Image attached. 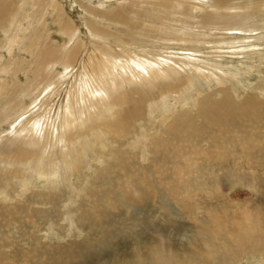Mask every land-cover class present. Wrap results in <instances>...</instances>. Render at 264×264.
I'll list each match as a JSON object with an SVG mask.
<instances>
[{
	"label": "rangeland",
	"instance_id": "374dc122",
	"mask_svg": "<svg viewBox=\"0 0 264 264\" xmlns=\"http://www.w3.org/2000/svg\"><path fill=\"white\" fill-rule=\"evenodd\" d=\"M175 2L182 3L179 9L171 8ZM0 5L4 264H169L171 258L173 264H188L189 240L212 241L223 251L233 246L228 229L239 224L236 240L256 252L228 250L232 261L227 264H264V162L239 161L242 170L233 161L211 164L204 154L208 144L196 137L178 138V158L162 157L146 136L162 124L158 121L166 110L184 109L177 106L184 103L193 107L197 94L215 92L214 99H220V89L236 106L228 120L240 125L256 117L254 108L235 96L264 88L258 71L264 65V0H1ZM112 56L118 64L115 86L95 93L90 81L94 76L100 83L114 67ZM144 60L149 61L142 65L146 69H137ZM123 63L136 68V75ZM87 69L91 77L84 75ZM185 77H192V84L179 102L168 95V87ZM122 96L129 101L119 103ZM258 99L264 101V92ZM136 104L140 111L134 114ZM189 110L196 119L195 109ZM114 115L115 121L121 115L127 121V127L118 123L126 131L120 138L108 133ZM259 119L263 123L252 125L253 130L264 138V118ZM197 123L192 134L207 128ZM176 125L186 132L180 122ZM157 129L161 136L163 130ZM174 140L168 138L167 145ZM224 146L235 151L230 140ZM17 149L24 153L21 160L2 159H11ZM29 185L33 195H23L22 187ZM36 192L53 200L35 201ZM120 194L133 207L130 214ZM161 198L170 201L167 207H160ZM8 251L15 253L7 257Z\"/></svg>",
	"mask_w": 264,
	"mask_h": 264
},
{
	"label": "bare ground",
	"instance_id": "6f19581e",
	"mask_svg": "<svg viewBox=\"0 0 264 264\" xmlns=\"http://www.w3.org/2000/svg\"><path fill=\"white\" fill-rule=\"evenodd\" d=\"M1 1V0H0ZM178 2V1H177ZM180 4H177L176 2L175 3H172L171 4V8L172 9H179L178 8V5H181L182 3L179 2ZM237 7V6H236ZM235 7V8H236ZM234 8V9H235ZM2 10L1 8V5H0V11ZM255 11V10H254ZM263 15V14H262ZM261 15V16H262ZM116 19H119V20H123V18H121L119 15H115L114 16ZM169 30H172L174 27L173 26H169L167 27ZM177 32H180L182 34L181 31H178ZM225 37V36H224ZM162 38V37H161ZM167 39V38H166ZM182 39V38H181ZM164 40V39H163ZM177 40V39H176ZM78 46H80L78 44ZM117 46V44H116ZM121 47V45L119 46ZM111 48V47H110ZM122 48H127L125 47L124 45L122 46ZM128 49V48H127ZM102 51V49H101ZM103 51L105 52L106 50L103 49ZM123 51V50H122ZM126 51V50H125ZM130 51V50H128ZM114 53V51H112ZM106 53V52H105ZM123 53H126V52H123ZM107 54V53H106ZM118 54V52H117ZM119 54H120V51H119ZM122 55V54H121ZM126 55V54H125ZM131 55V54H130ZM127 58H128V55H126ZM125 57V56H124ZM113 59V64L111 62V66H114V67H111V70H107L105 71L103 74H102V80H100L98 83L97 79L93 76L92 80L90 81V85L94 86L95 89V93H99L101 94L102 92L103 93H107V92H110L112 91V88H114L115 86V81H114V77H115V74L113 73V69L114 71L118 69V64L116 63L117 62V59H114L113 56L111 57ZM126 58V59H127ZM132 58V59H131ZM129 57L128 59L132 60L133 63H135V61L133 60V56L132 57ZM120 59V58H118ZM127 59V60H128ZM123 60V59H122ZM136 60V58H135ZM119 61V60H118ZM121 61V59H120ZM148 61V60H146ZM126 63V61H124ZM149 62V61H148ZM148 62H144L142 61V63H138L136 64L137 65V69H142L143 66H146V64ZM119 63V62H118ZM128 63V62H127ZM121 64V63H120ZM129 64V63H128ZM128 64H124L123 63V67H127L128 69L130 68V65ZM218 64V63H217ZM127 65V66H126ZM133 65V64H132ZM143 65V66H142ZM122 67V64L120 65ZM69 65H65V68L68 69ZM141 67V68H140ZM125 68V69H127ZM135 68V69H136ZM198 68V67H197ZM217 68V67H216ZM65 69V70H66ZM120 69V67H119ZM132 66L130 68V71L131 73H133L134 75H136L137 73V70H135ZM143 69H146V68H143ZM121 70V69H120ZM227 70H232L231 68H227ZM88 71V72H87ZM87 73L86 72H83L85 73L84 75L86 76V74L88 76L90 75H93L91 73V71H89L87 69ZM223 71V70H222ZM237 71V70H236ZM259 72L262 73V80H264V65H262L261 68H259L258 70ZM102 72V70H101ZM116 72V71H115ZM123 72V70L121 71ZM209 73L211 74H214L213 71L211 70H208ZM118 73V72H117ZM117 73H116V76H117ZM80 77V75H79ZM87 77V76H86ZM91 77V76H90ZM89 77V79H90ZM208 77V76H207ZM191 78H187L185 77V79L179 81L178 84H176L175 86H172L170 85V90L168 92H171V94H168V95H171V97H175L177 96L179 98V102L181 101H184L185 98L183 97L184 96V92L186 91L187 87H189L191 84H192V81H191ZM220 79V77H218ZM80 79V78H79ZM81 82V81H80ZM80 84V83H78ZM187 84V85H186ZM257 84V83H256ZM262 84H259V86H261ZM81 90H83V88H79ZM256 93H252V94H249L248 92H246V94H243L242 96H235V99L238 100V101H245L247 103L250 104V106L252 108H254V115L256 117L254 118H248L246 120H244L242 123H239L240 125L236 124V122H233L231 120H228L229 119V116L230 114H232L233 112L236 111V106L234 105H230L231 104V98H227V96L224 93V91H222L223 89H220L221 93V98L219 99V97H217V99H214L216 96L215 95V92L214 93H209L208 95L206 94H197V96H195L196 98L193 99V102H192V105L193 107H190L189 105H187L186 103L185 106H182V104L180 105H177V104H172V107L171 108H174L176 105L177 106H181V107H184V109H179V108H176L169 111L166 110V113L161 115V117L159 118V121L160 123L162 124H165V125H168V128L166 129H163L162 128V124H158L155 128L153 129H148V133H146V136L147 138H152L151 142L154 141V150H156V154L157 155H161L162 157L169 153L171 154L172 157L174 158H178L179 157V151H180V147L176 146L175 145V142L178 140V138L181 139V137H185V139H188L190 137H196V138H202V140L205 141V143H207V147H206V150H204V154H205V159L206 160H209V162H211V164H215V165H218L220 167H222V165H226L227 163H234V165L238 168V169H241L240 165H237V163L240 161L241 163H246V164H255L256 162L258 163H263L264 162V138L262 136L260 137H257L254 133V130H253V126L252 125H257V124H260V123H263V121H261L259 118H264V101L258 99L259 96L262 95V93L264 92V88H259V87H256ZM226 90V89H224ZM93 91V92H94ZM166 92V93H168ZM217 94V93H216ZM163 97H164V93L161 91V94ZM187 95V94H186ZM11 96V95H10ZM167 96V95H166ZM190 96V95H189ZM81 99L82 101L85 99V96L84 94H82L81 96ZM186 97V96H185ZM188 97V96H187ZM209 97L208 99L204 100L205 98ZM192 99V98H191ZM189 100V99H187ZM126 101H129L128 98L125 100V97L122 96L121 97V100L119 103H123ZM191 101V100H190ZM204 104V105H203ZM137 106V109L134 110V114H136L137 112L140 111V107L136 104ZM118 108V107H117ZM190 108H193L195 109L196 111V119H193L192 116H191V113L189 111ZM188 109V110H186ZM147 111V109H145ZM194 111V110H193ZM83 113V112H82ZM133 114V116H134ZM115 115L113 118L109 119L108 120V127H110L108 133L111 135H113V138H120L126 131L124 127L118 125V123H122V122H125L126 123V127H127V121L125 119V116L124 115H121L119 120L115 121ZM167 119H168V122H167ZM194 120L196 122H198L197 124H199L202 128H204L203 126H206L207 128L203 131H199V132H196L195 134H192V128H193V122ZM177 122H180L181 126L184 127L186 129V132H182L179 130V127L178 125H176ZM251 124V125H250ZM157 128H160V130L162 131V134L161 136L157 133H159V129ZM123 130V131H122ZM190 132V133H189ZM165 136V138H163L162 136ZM263 135H264V132H263ZM175 137V140L172 141V145L168 146L166 141L168 138H173ZM195 138V139H196ZM148 140V139H147ZM226 140H230L233 144V149H235L234 152H231L228 151L227 148H225L224 146V143L226 142ZM149 143V147L152 145V143ZM157 142V143H156ZM186 142V141H185ZM191 143H193V141H190ZM203 142V141H201ZM143 143H147V141H143ZM159 144V145H158ZM211 144V145H210ZM147 145V144H145ZM198 145V144H197ZM204 145V144H203ZM210 145V148L208 147ZM191 146V145H190ZM203 147V146H202ZM205 147V146H204ZM236 147H239L240 151H238V148ZM196 148V147H195ZM229 148V147H228ZM232 148V146H231ZM83 149L85 148H82V150L78 149V153H81V151L83 152ZM212 149V151H211ZM19 149L15 150L13 152L14 155H9V156H12L11 159H8V155L4 156L2 159H5L6 161L9 160L11 162H14V161H17L18 160H21L24 156V153L21 152V151H18ZM187 150V149H186ZM190 150V149H189ZM195 150V149H194ZM199 150L196 148V151ZM232 151V150H231ZM198 152V151H197ZM201 152V150H200ZM198 152V153H200ZM182 153H185L184 151H181V154ZM194 153V152H193ZM195 154V153H194ZM185 155V154H184ZM196 155V154H195ZM194 155V156H195ZM201 155V153H200ZM3 156V155H2ZM30 155H27V157H29ZM169 156V155H168ZM183 156V155H182ZM193 156V157H194ZM203 156V155H202ZM162 160H164V158H162ZM187 157V155H186ZM203 158V157H202ZM12 159H15V160H12ZM170 159V158H169ZM216 159H218L219 161H216ZM171 160V159H170ZM190 160V159H189ZM203 160V159H202ZM165 161V160H164ZM16 162V163H17ZM219 162V163H218ZM230 165V164H229ZM75 167V165H73ZM234 166V167H235ZM224 167V166H223ZM230 167V166H229ZM248 167V166H247ZM246 167V168H247ZM253 167V166H252ZM250 168V167H249ZM248 168V169H249ZM223 169V168H222ZM225 169V167H224ZM164 170V169H163ZM230 170V169H229ZM242 170V169H241ZM237 171V170H236ZM239 171V170H238ZM254 171L252 169V172L251 174L254 176ZM244 172V171H242ZM241 172V174H243ZM18 174V173H17ZM237 174V173H236ZM240 174V176H242ZM250 174V173H249ZM21 175V174H19ZM18 175V176H19ZM177 175H180V174H177ZM210 175V174H209ZM251 175V176H252ZM256 175V174H255ZM155 176V175H154ZM252 176V177H253ZM180 177V176H179ZM20 178V177H19ZM159 178V177H158ZM234 178V177H233ZM240 178V177H239ZM129 179L130 178H127L125 184L128 188L129 186ZM161 179V178H160ZM25 181V180H24ZM161 181V180H160ZM47 185V184H46ZM70 187V186H69ZM153 187V186H152ZM217 187V186H216ZM23 189H21V191H23V195L26 194L27 192H31V196L33 195V192L32 191H29V189L31 188V185H29L28 187L24 188L22 187ZM170 188V187H169ZM173 188V186L171 187ZM75 189V188H73ZM132 190V189H130ZM176 190V189H175ZM77 191V190H76ZM116 191V190H115ZM127 191V190H126ZM171 191V190H170ZM120 192V191H119ZM112 195H114L112 193ZM49 196L51 198V200H53V196L51 195H48V194H44V193H41V192H36L35 195H34V199L35 201L37 199H41L42 201H46L48 202V199H49ZM168 196V195H167ZM73 197V196H72ZM121 197H123L121 194L119 195V200L121 201L120 203L123 204L122 206L125 207L126 209V212H128L130 214V211H131V207L130 204H127V201L124 203V199L122 200ZM164 197V196H163ZM160 202V201H159ZM170 202V201H167V203ZM166 199H162L161 198V208L162 206H166ZM134 204V203H133ZM4 205V204H3ZM137 205V204H136ZM172 205V204H171ZM4 207V206H3ZM10 207V206H9ZM170 207V206H169ZM5 208V207H4ZM133 208V207H132ZM160 208V209H161ZM173 208V207H171ZM11 210V209H14V207L12 208H7L6 206V210ZM135 209V208H134ZM133 209V210H134ZM137 209V208H136ZM132 210V211H133ZM165 210V208L163 209ZM168 212V210H167ZM133 214V213H132ZM162 214V213H161ZM164 214V213H163ZM240 224L237 225L236 227L234 228H230L228 229V232H229V236H231V243H232V247L231 248H228V249H225L222 251V246H219L217 245L216 243H212V241H209L205 244H201L202 242H199L197 243V241H194V240H189L187 242V246L190 248V251H191V255H190V258L188 259L187 257H182L181 260H185V262L187 261L186 259H188V264H210L211 261H223L224 264H227L229 263L230 261H232V259L230 258V255H229V252H226V251H232L234 252L236 255L238 254L237 252H241L242 254H247V250H253L254 252H256L255 248H253L251 245H249V247H245V245H242V243L244 242H240V239L239 240H236L235 238V235L238 233V231L236 230V228H240ZM199 230V229H198ZM247 230V229H246ZM249 230V229H248ZM247 232V231H246ZM240 233V232H239ZM238 233V234H239ZM68 234V233H67ZM235 238V239H234ZM87 239V238H85ZM84 239V241H85ZM164 243V242H163ZM160 244V243H159ZM158 244V245H159ZM164 245V244H163ZM163 245L161 244V248L164 249ZM151 246V245H150ZM172 247V246H171ZM181 247H186L185 245H181ZM152 248V246H151ZM160 248V247H158ZM160 248V249H161ZM153 249H154V246H153ZM157 249V248H156ZM173 249H176L175 248V245H174V248ZM179 249V248H178ZM187 249V248H186ZM155 250V249H154ZM183 250V249H182ZM206 250V251H205ZM139 251V250H138ZM158 251V252H157ZM157 251H153L157 257L160 256V252L159 250ZM170 251V250H169ZM173 251V250H172ZM177 251V250H176ZM175 251V252H176ZM188 251V250H186ZM205 251V252H204ZM221 251V252H220ZM178 252V251H177ZM244 252V253H243ZM254 252L250 253V254H253ZM13 254L15 252H12V251H8V254H7V257L9 254ZM28 251H25L24 254H27ZM152 253V252H151ZM189 253V252H187ZM168 254V253H167ZM177 254V253H176ZM234 254V255H235ZM14 255V254H13ZM166 255V253H165ZM164 254L160 257L161 259H164V257H166ZM202 255V256H201ZM142 256V255H140ZM195 256H199V262L195 263L194 260H195ZM0 257L1 254H0ZM171 257V256H170ZM173 257H175L173 255ZM179 257V256H178ZM5 258L6 257H2L0 259V262H3V264L5 263ZM159 258V260H160ZM233 258V257H232ZM180 259V258H179ZM7 260H10V258H8ZM156 260V259H155ZM158 260V261H159ZM165 260V259H164ZM169 260V259H168ZM234 260V259H233ZM173 259L171 258L169 260V264H173ZM177 261V259H176ZM175 262V260H174ZM163 263V262H162ZM167 263V262H166ZM23 264H27L26 261H24ZM164 264V263H163ZM185 264V263H184Z\"/></svg>",
	"mask_w": 264,
	"mask_h": 264
}]
</instances>
